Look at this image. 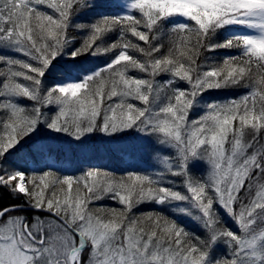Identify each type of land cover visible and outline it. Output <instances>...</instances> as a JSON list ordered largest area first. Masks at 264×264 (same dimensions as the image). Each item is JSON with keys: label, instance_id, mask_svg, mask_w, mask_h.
Here are the masks:
<instances>
[{"label": "snow or ice", "instance_id": "1", "mask_svg": "<svg viewBox=\"0 0 264 264\" xmlns=\"http://www.w3.org/2000/svg\"><path fill=\"white\" fill-rule=\"evenodd\" d=\"M0 264H264V0H0Z\"/></svg>", "mask_w": 264, "mask_h": 264}, {"label": "trees", "instance_id": "2", "mask_svg": "<svg viewBox=\"0 0 264 264\" xmlns=\"http://www.w3.org/2000/svg\"><path fill=\"white\" fill-rule=\"evenodd\" d=\"M73 35H75V33H73ZM217 58H220V57L217 56ZM218 95H220L219 96L220 99L225 98L223 94H212L211 96L208 97V99L217 98ZM96 141H99V140L97 139ZM147 144H148V146L153 147L148 142H147ZM153 152H154V149L152 148L148 153H146L144 155L142 154L141 160H140L139 164H137V166L140 167V168H149L150 164L155 163V160L153 159ZM5 202H10V201L6 200ZM106 203L110 204L111 202L110 201H106ZM150 208H151V205H149V206L144 205V206H140V208L137 209V211H148Z\"/></svg>", "mask_w": 264, "mask_h": 264}, {"label": "rangeland", "instance_id": "3", "mask_svg": "<svg viewBox=\"0 0 264 264\" xmlns=\"http://www.w3.org/2000/svg\"><path fill=\"white\" fill-rule=\"evenodd\" d=\"M143 146H144V144H143ZM71 151V150H70ZM73 155H75L76 153H72ZM88 155H91V156H94L95 154L92 152V151H89L88 152ZM96 160V158L94 159V161ZM142 206H144V205H142ZM146 206H149V205H146Z\"/></svg>", "mask_w": 264, "mask_h": 264}]
</instances>
